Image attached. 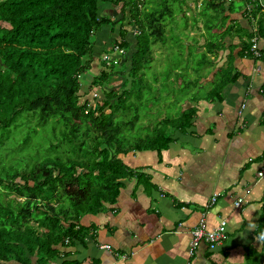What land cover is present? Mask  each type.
<instances>
[{
	"label": "trees",
	"instance_id": "16d2710c",
	"mask_svg": "<svg viewBox=\"0 0 264 264\" xmlns=\"http://www.w3.org/2000/svg\"><path fill=\"white\" fill-rule=\"evenodd\" d=\"M178 1L162 0V7L155 9H146L144 0L124 1L123 16L113 20L101 15L100 5L118 4L119 0H0V264L56 260L58 245L81 238L82 226L77 222L85 214L117 201L124 179L149 181V175L129 166L123 155L156 150L161 157L176 132L192 127L196 106L176 115L160 114L152 133L144 137L130 141L123 133L125 126L134 127L139 120L138 114L125 117V113L143 95L139 83L155 59L151 42L166 37V20L170 17L175 22L174 3ZM237 1L205 0L201 10L204 29L210 31L219 24L221 29L229 4L231 11L241 7L246 17L255 19L257 33L263 37L260 0ZM208 17L213 18L212 24ZM109 25L119 29L121 40L114 44L124 48V56L118 64H106L100 57L105 69L85 87L81 77L93 72L95 37ZM131 33L136 37L133 42ZM224 36L225 31L216 42L205 40V61L222 49ZM251 44L244 45L248 55H252ZM193 47L189 46L190 54ZM118 75L124 78L121 84L107 87ZM234 77L216 81L207 95L195 92V98L220 99L223 86ZM93 89H100L103 96L87 98ZM81 93L85 94L83 101ZM173 96L176 102L180 100ZM48 125L53 138L34 143L33 137ZM18 131L26 133L10 141ZM255 234L262 247L252 249L247 264H264V202Z\"/></svg>",
	"mask_w": 264,
	"mask_h": 264
},
{
	"label": "crops",
	"instance_id": "0c3cea01",
	"mask_svg": "<svg viewBox=\"0 0 264 264\" xmlns=\"http://www.w3.org/2000/svg\"><path fill=\"white\" fill-rule=\"evenodd\" d=\"M180 1L175 4H181V18L175 21L182 31L204 34L202 7L193 22L185 8L189 1ZM202 2L195 0L198 7ZM228 5L218 30L219 35L225 31V43L213 53L218 64L208 73L217 78L214 83L235 75L234 81L223 86L220 99H196L195 93L184 99L179 113L197 108L193 125L176 132L161 157L156 150L123 155L129 166L149 175V181L124 179L117 201L85 214L77 222L81 238L58 245L59 257L50 264H247L252 249H261L255 228L264 202V180L258 177L264 163V36L259 41L263 55H248L244 45L252 41L257 22L246 17L243 8L231 11ZM202 39L196 50H205ZM168 112L176 115L161 107V114ZM214 193L221 195L207 208ZM239 197L244 202L236 207ZM202 212H207L211 227L226 219L227 235L215 249L202 243L191 256V231Z\"/></svg>",
	"mask_w": 264,
	"mask_h": 264
},
{
	"label": "rangeland",
	"instance_id": "374dc122",
	"mask_svg": "<svg viewBox=\"0 0 264 264\" xmlns=\"http://www.w3.org/2000/svg\"><path fill=\"white\" fill-rule=\"evenodd\" d=\"M124 1L128 0H119V2H117L118 4L112 2L104 3L105 5L101 6V15L109 17L113 20H120L123 16V13L120 12V9ZM188 1L189 6H186L185 8H187L186 12H188L189 14H186L189 16V20L192 21L196 16V12L198 13V11H200V8L203 6V2L202 5L198 7L195 3V0ZM161 3L162 0H144L143 6H145L146 9L148 6L150 7V9H155L161 8L162 6H159ZM180 5V3H174L176 11L175 13H178L177 15L175 14V20L181 18V16L179 15L181 11ZM128 9L129 7L126 8V10ZM199 18L202 19V22L206 21L204 17ZM208 18V20H211L209 24H212L213 18ZM171 20L172 19L170 17H167L166 22L168 23L166 26V37L164 38V40L158 42H155L153 40L151 42L153 56L155 59H152L150 61L149 65L145 69L143 81L139 83V87L143 95L138 97L140 99L135 100L136 105H133L131 107V111H127L125 113V117H134L135 114H138L139 117V120L134 124V127L128 125L124 128L123 133L130 137V141H133L138 137H144L148 133H152L154 127H156L157 125L156 119L160 117L161 107H167L169 111H174V113L177 114L183 108L182 102L184 101V99L192 96V94L197 91L203 96L207 95L206 92L214 87V81L217 80V78H212V74L208 73L211 70V66H216V64H218L217 56H213V53H211L207 56L208 60L205 61V50H196L195 47H201L203 37L204 42L205 40L206 42L207 40L216 42L218 39V35L220 34L218 32L220 24L212 27L210 31L204 29V34H199L198 32H196V30H194L193 35H188L184 31H182V27L178 21L170 22ZM2 24L5 26H9L8 23L2 22ZM214 24H217V20H214ZM176 27L179 29L177 30ZM131 35L132 33L130 34L129 39L133 42V40L135 41L136 37L133 38V35ZM95 40V61L99 64V66L98 68H93V72H87L84 76L81 77L82 85H87L88 83H90L93 80V75H95L102 69H105L103 63L99 62L98 59L102 56L103 52L109 51L111 49V46L115 41L120 42L121 37L119 35L118 27L116 26V28H112L111 25L103 27L97 33ZM186 44L194 46L191 54L186 52ZM107 48L108 50H105ZM219 51H217V53H219ZM130 54L131 53H129L128 55L130 56ZM201 60L203 61V63L201 62ZM200 65H202L201 70L197 73V66ZM203 71L204 74L200 76V72ZM123 80L124 78L122 75L114 76L113 81L107 87H112V83L115 87H117ZM210 80L211 82L207 83ZM200 82H203L204 85ZM194 84L196 85L194 86ZM200 87L204 89L199 90ZM96 92L98 97L103 96L100 89H93L89 91V94H87L88 96L86 97L93 98L94 93ZM81 94L83 95V93ZM158 94L160 98L157 99L156 96ZM173 95L179 96V103L176 102V99ZM84 97L85 94L82 96V101ZM96 98L97 97H95V100ZM92 102L93 101H91V103ZM150 109H158V111L155 112L154 110V112L151 113ZM136 110H138V113H136ZM153 119L154 122L151 121ZM32 122L34 123L35 121L33 120ZM25 133L26 132L18 131V134H12L10 141H15L17 139L16 136L20 137ZM53 136V128L51 127V125H48L46 129L45 127H41L40 134L34 136L33 141L34 143L38 144L46 143L49 142L50 138H53ZM130 141L124 143L127 148L130 144ZM27 149L32 150L30 146ZM135 170L140 171L139 168Z\"/></svg>",
	"mask_w": 264,
	"mask_h": 264
},
{
	"label": "built area",
	"instance_id": "2783aa9c",
	"mask_svg": "<svg viewBox=\"0 0 264 264\" xmlns=\"http://www.w3.org/2000/svg\"><path fill=\"white\" fill-rule=\"evenodd\" d=\"M260 6L264 9V2L260 0ZM249 10H252V6H248ZM136 33H140L139 29L135 30ZM260 36L257 32L254 31V36L252 37L251 41V50L253 55L256 57L262 56V50L259 46ZM124 48L119 45V43L114 44L111 51L103 52L101 58L106 64L115 63L118 64L123 58ZM94 96H97V92L94 93ZM258 177L264 180V163L261 168L258 170ZM221 194L214 193L211 200L206 204V207L209 208L213 204H215ZM244 202L242 197H239L235 202L234 205L236 207H240L241 204ZM227 228L228 222L226 219H221L218 224L214 227L209 225L207 219V212H202L200 219L197 225L191 231V241H190V254L191 256L195 253L197 248L202 244L205 243L208 245V248L215 249L217 245H219L222 240L226 238L227 235ZM103 247L107 249H111V246L106 244Z\"/></svg>",
	"mask_w": 264,
	"mask_h": 264
}]
</instances>
